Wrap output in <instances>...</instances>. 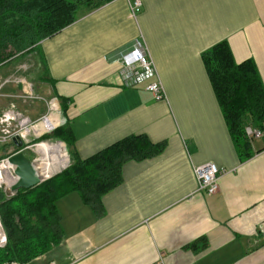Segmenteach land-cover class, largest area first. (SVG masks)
I'll return each mask as SVG.
<instances>
[{"label":"crops","instance_id":"0c3cea01","mask_svg":"<svg viewBox=\"0 0 264 264\" xmlns=\"http://www.w3.org/2000/svg\"><path fill=\"white\" fill-rule=\"evenodd\" d=\"M80 13L1 66L9 68L0 84L20 77L34 95L58 100L62 124L44 141L62 145L70 165L131 138L161 150L125 162L97 204L77 191L58 199L62 241L28 264H264V140L249 139L242 157L203 60L226 42L237 64H256L264 85V0H113ZM137 41L163 101L124 86L120 61ZM22 93L20 84L2 90L0 116L12 107L33 121L46 115L44 101L15 98ZM208 163L225 172L214 195L198 192L194 174Z\"/></svg>","mask_w":264,"mask_h":264},{"label":"trees","instance_id":"16d2710c","mask_svg":"<svg viewBox=\"0 0 264 264\" xmlns=\"http://www.w3.org/2000/svg\"><path fill=\"white\" fill-rule=\"evenodd\" d=\"M111 1L0 0V67L74 24L81 11L90 12ZM203 60L231 136L242 157L248 158L246 128L264 136V85L257 66L253 61L237 64L226 42L206 52ZM63 134L70 142V134ZM160 150L146 138H131L87 160L74 157L70 167L51 181L0 202L8 237L6 247L0 249V264H28L62 241L55 210L58 199L77 191L84 202L97 204L121 182L125 162L149 158ZM27 194L32 196L24 197Z\"/></svg>","mask_w":264,"mask_h":264},{"label":"built area","instance_id":"2783aa9c","mask_svg":"<svg viewBox=\"0 0 264 264\" xmlns=\"http://www.w3.org/2000/svg\"><path fill=\"white\" fill-rule=\"evenodd\" d=\"M141 3L135 2L132 7V14L135 17L139 13ZM122 66V76L124 86L126 88L144 87V90L152 94L155 101L165 100V92L161 82L158 80L157 71L153 61L148 57L146 47L143 42L137 41L134 49L124 55L120 61ZM11 84H20L23 87V93L15 98L21 100H42L47 107L45 116L37 121L31 120L29 117L21 114L15 107L5 111L0 116V191L9 199L14 197L17 192H13L12 188L16 186L19 178L16 175V167L9 162V159L16 153L23 151L27 156L31 152L34 157L30 160L36 165L38 171L41 170L45 163L43 153L38 150L42 146L49 144L44 141L45 138L54 133V131L62 124L59 116V103L57 99H43L36 96L32 92L31 86L20 77H10L0 84V98L4 97L2 90ZM48 124H54L52 128H48ZM246 136L248 139H263V134L251 127L246 128ZM14 139H19L22 147L18 149L14 144ZM57 144L56 146H58ZM65 156L67 157L66 151ZM28 158V157H27ZM65 167L56 173L66 170L70 161ZM52 174L50 177H52ZM195 178L198 183V192L207 195H214L219 190V181L225 174L220 168L213 163H208L194 169ZM48 177V178H50ZM46 179L41 180V183ZM6 236L0 220V249L6 246ZM7 264H23L12 261ZM55 264V263H51Z\"/></svg>","mask_w":264,"mask_h":264},{"label":"water","instance_id":"95a60500","mask_svg":"<svg viewBox=\"0 0 264 264\" xmlns=\"http://www.w3.org/2000/svg\"><path fill=\"white\" fill-rule=\"evenodd\" d=\"M14 144L18 149L22 147L19 139H14ZM9 162L16 167V175L19 178L16 186L12 188L13 192L30 190L41 184L38 168L27 158L23 151L13 155Z\"/></svg>","mask_w":264,"mask_h":264},{"label":"bare ground","instance_id":"6f19581e","mask_svg":"<svg viewBox=\"0 0 264 264\" xmlns=\"http://www.w3.org/2000/svg\"><path fill=\"white\" fill-rule=\"evenodd\" d=\"M54 124H48V128H52ZM40 153H43L45 163L39 170V177L42 180V173H47L51 176L61 168L65 167L68 163L67 157L65 156V150L62 145L46 144L39 148Z\"/></svg>","mask_w":264,"mask_h":264},{"label":"rangeland","instance_id":"374dc122","mask_svg":"<svg viewBox=\"0 0 264 264\" xmlns=\"http://www.w3.org/2000/svg\"><path fill=\"white\" fill-rule=\"evenodd\" d=\"M9 67L7 66L6 67V69H8ZM6 69H4V68H1L0 69V77H1V75L5 72V70ZM1 100V99H0ZM23 102V101H22ZM36 104L34 105V107L37 109V108H40V103H38V102H35ZM21 105V104H20ZM24 107H25V105L24 104H22ZM29 105V104H28ZM23 108V107H22ZM21 108V109H22ZM24 109V108H23ZM22 109V110H23ZM17 111H19L21 114H23L24 116H29V117H31V118H34L33 117V114H32V112H31V115L28 113V111L27 112H22V111H20V110H18L17 109ZM3 114V113H2ZM46 139H50V138H46ZM262 140H264V139H261L260 141H262ZM55 141V140H54ZM57 141V140H56ZM256 141H259V140H256ZM27 156L30 158V159H32L33 157H34V155L31 153V152H28L27 153ZM65 170H63L62 172H59V173H56V174H54L52 177H50V176H48L47 175V173H42V180L43 179H46L44 182H42L41 184H44V183H46V182H48V181H51L53 178H55L56 176H58V175H60V174H62L63 172H64ZM48 177H50V178H48ZM40 184V185H41ZM39 185V186H40ZM0 194L2 195V197L0 196V202H6V201H9V200H11V199H13V198H15V197H17L18 196V194H19V192H17V194L14 196V197H12L11 199H9V198H7L1 191H0ZM32 196V194H27V195H25L24 197H31ZM0 220H1V223H2V226H3V230H4V233H5V236H6V245H7V243H8V237H7V231H6V229H5V226H4V222H3V220H2V217H1V212H0ZM6 247V246H5ZM8 263V262H7ZM7 263H4V264H7Z\"/></svg>","mask_w":264,"mask_h":264}]
</instances>
